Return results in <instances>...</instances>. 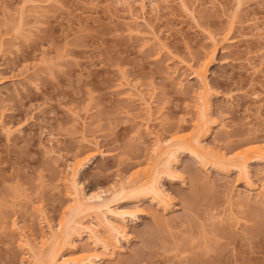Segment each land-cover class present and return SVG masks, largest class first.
Masks as SVG:
<instances>
[{"label":"rangeland","instance_id":"obj_1","mask_svg":"<svg viewBox=\"0 0 264 264\" xmlns=\"http://www.w3.org/2000/svg\"><path fill=\"white\" fill-rule=\"evenodd\" d=\"M200 70L203 147L232 160L264 142V0H0V264H30L26 243L47 252L48 227L72 218L93 221L109 249L78 231L59 262L90 251L93 264H264L262 162L248 182L234 162L181 154L162 180L166 210L144 194L112 201L136 212L126 240L73 211L74 159H90L81 195L110 200L151 175L156 139L195 131Z\"/></svg>","mask_w":264,"mask_h":264},{"label":"bare ground","instance_id":"obj_2","mask_svg":"<svg viewBox=\"0 0 264 264\" xmlns=\"http://www.w3.org/2000/svg\"><path fill=\"white\" fill-rule=\"evenodd\" d=\"M145 0H141L143 3ZM143 6V4L141 5ZM197 71V70H196ZM196 79L199 82L200 93L198 95V100L202 109V115H200V123L195 125V131L187 134L181 135L180 133L173 136L170 140L160 141L156 139L153 145V154L155 157V165L153 166V170L150 176H146L143 181L135 182L133 187H129L130 189H126L128 187H124L123 183L121 187L115 191L113 197L109 200L104 198L102 194H95L91 196H83L77 189L76 184V176L84 167L86 161L74 159L73 162L70 163L68 169L70 171V183L73 189V202H75L74 212L77 214L78 211L81 213L92 214L97 221L96 225L101 227L107 237L111 238L112 236L118 239H124L127 235V221L129 218L135 219V213L118 210L116 207L112 206V201L118 200L120 198H124L127 195H132V198L139 197L141 195H148L149 198H152L153 201H156L158 205H160L164 210L169 206V198L166 195L165 191L162 189V180L163 178H171L174 177L173 173L178 164V159L181 154H188L190 157L197 160L201 165H206L209 163L213 167L227 166L226 164H230V162H234L230 166L233 167L238 172L239 175L243 176L244 179L246 177V181L251 182L250 174L248 171L250 163L254 162H262L264 163V142H255L248 141L247 143L241 145L239 150L233 154V159L230 160L227 158L226 154H216L213 155L208 148L203 147L202 140L208 134L209 131L205 129L206 126V104H207V82L205 79V75L203 71L194 72ZM158 138V137H156ZM85 160V159H84ZM88 162V161H87ZM221 169V168H220ZM223 169V167H222ZM163 176V177H162ZM245 181V182H246ZM251 190L254 189V185L248 183ZM132 186V185H131ZM259 187V186H258ZM253 188V189H252ZM261 191L257 192L255 195L257 199H264V186L261 185L259 187ZM131 197V196H130ZM249 198V197H248ZM247 199V198H246ZM112 204V205H111ZM72 211V212H73ZM73 212V213H74ZM80 213V214H81ZM73 217V215L71 216ZM69 218V217H68ZM90 225L82 226L79 221H75L73 218L68 220V222L63 225L59 224L58 231L55 232L49 226L50 234L46 237V241H48V249L45 253H37L34 251V245L30 244V242L26 243L27 251L31 254L32 262L30 264H93L94 261L98 258L94 253L87 251L81 256H77L72 258L70 261H66L65 259L61 262L59 257L58 246L64 240L70 239V237L77 233V237L82 239V236L87 237V239L94 245L93 251L100 245V247L107 252L109 249L108 242L104 241L103 238L99 234V230L95 229V225H93V221H91ZM75 235V236H76ZM114 238V237H113ZM126 240V239H124ZM75 248L73 245L69 246ZM113 248H110V250ZM75 250V249H74ZM58 251V252H57ZM92 251V252H93ZM113 253V252H111Z\"/></svg>","mask_w":264,"mask_h":264}]
</instances>
